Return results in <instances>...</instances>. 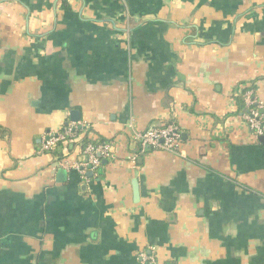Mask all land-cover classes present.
I'll return each instance as SVG.
<instances>
[{"label":"crops","instance_id":"1","mask_svg":"<svg viewBox=\"0 0 264 264\" xmlns=\"http://www.w3.org/2000/svg\"><path fill=\"white\" fill-rule=\"evenodd\" d=\"M246 86L264 108V0H0V264H264ZM77 122L112 155L59 180L80 141L43 137ZM167 123L179 150L142 153Z\"/></svg>","mask_w":264,"mask_h":264},{"label":"built area","instance_id":"2","mask_svg":"<svg viewBox=\"0 0 264 264\" xmlns=\"http://www.w3.org/2000/svg\"><path fill=\"white\" fill-rule=\"evenodd\" d=\"M247 110L242 114L246 124L252 129L255 137L264 135V108L262 105L252 107L257 100L254 98L252 90L245 94ZM90 125L86 122L70 123L62 131H49L43 137V150L50 151L57 148L60 144L67 147L71 143L81 141L82 136L76 133L77 130L88 128ZM134 139L139 145L142 153L150 149H166L178 151L181 144V133L179 126L175 124H152L144 130L134 131ZM94 139V138H93ZM96 140V139H94ZM79 145V144H78ZM82 147V146H81ZM109 142L88 143L82 147L83 157L79 161L71 162L63 159L60 161V168L75 169L81 176H87L89 171L95 172L102 165V160L112 155ZM137 155L133 156L135 160ZM139 259L143 264H159L157 255L154 251H141Z\"/></svg>","mask_w":264,"mask_h":264},{"label":"trees","instance_id":"3","mask_svg":"<svg viewBox=\"0 0 264 264\" xmlns=\"http://www.w3.org/2000/svg\"><path fill=\"white\" fill-rule=\"evenodd\" d=\"M250 89L251 88L248 86H246L243 89H239V90H237L238 94L233 97V99L235 100L236 105H237L238 113L241 115L243 113H245V111L247 110L246 102H245V94ZM258 105H259L258 102H256L252 107H257ZM76 133L79 135H81V134L83 135V136L81 135L82 139L80 141V144L82 147L86 146V144H88L90 142L94 143V144L107 142V140L105 138H102V137L94 140L92 137L89 136V134H87V133L85 134L84 130H82V129L77 130ZM59 146H61V144ZM102 163H103V161H102ZM167 264H170V263H167Z\"/></svg>","mask_w":264,"mask_h":264},{"label":"water","instance_id":"4","mask_svg":"<svg viewBox=\"0 0 264 264\" xmlns=\"http://www.w3.org/2000/svg\"><path fill=\"white\" fill-rule=\"evenodd\" d=\"M71 118L72 120L74 121H78L80 119V115H79V112L76 111V110H73L71 111ZM260 140L262 142H264V135L260 137ZM151 150L150 148H148V151ZM67 175V169L65 168H60L58 170V177H59V180H63ZM88 175H92V171H89L88 172ZM138 183H137V180L135 181L134 183V187H135V195L136 197L139 195V192H138V187H137Z\"/></svg>","mask_w":264,"mask_h":264}]
</instances>
